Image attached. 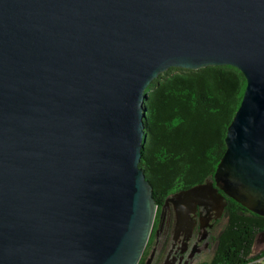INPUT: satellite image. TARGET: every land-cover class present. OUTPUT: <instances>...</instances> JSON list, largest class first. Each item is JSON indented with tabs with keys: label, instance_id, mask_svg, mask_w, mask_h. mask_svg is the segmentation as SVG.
Returning a JSON list of instances; mask_svg holds the SVG:
<instances>
[{
	"label": "water",
	"instance_id": "1",
	"mask_svg": "<svg viewBox=\"0 0 264 264\" xmlns=\"http://www.w3.org/2000/svg\"><path fill=\"white\" fill-rule=\"evenodd\" d=\"M210 65L247 85L213 177L163 204L176 232L229 199L264 216V0H0V264H138L146 89Z\"/></svg>",
	"mask_w": 264,
	"mask_h": 264
},
{
	"label": "trees",
	"instance_id": "2",
	"mask_svg": "<svg viewBox=\"0 0 264 264\" xmlns=\"http://www.w3.org/2000/svg\"><path fill=\"white\" fill-rule=\"evenodd\" d=\"M246 85L244 73L232 65L171 67L150 83L141 166L159 206L173 193L213 177ZM224 218L211 264H249L264 257V250L256 249L264 216L229 199Z\"/></svg>",
	"mask_w": 264,
	"mask_h": 264
},
{
	"label": "flooded vegetation",
	"instance_id": "3",
	"mask_svg": "<svg viewBox=\"0 0 264 264\" xmlns=\"http://www.w3.org/2000/svg\"><path fill=\"white\" fill-rule=\"evenodd\" d=\"M225 212L226 209L221 217L216 218L215 208L202 210L198 207L193 215L196 222L192 230L176 232L174 206L171 205L163 214V205H160L151 236L138 264H211L214 256L208 260L209 253Z\"/></svg>",
	"mask_w": 264,
	"mask_h": 264
},
{
	"label": "rangeland",
	"instance_id": "4",
	"mask_svg": "<svg viewBox=\"0 0 264 264\" xmlns=\"http://www.w3.org/2000/svg\"><path fill=\"white\" fill-rule=\"evenodd\" d=\"M225 224H226V219L223 217V219L221 220V224H218L217 230L215 232V240H214V244L212 245V250L209 253L208 260H211L215 254L217 238H218V235L220 234V231L225 226ZM256 249H257V252H261L262 250H264V235L258 236L257 241H256ZM255 263L264 264V257L258 258L254 262L249 263V264H255Z\"/></svg>",
	"mask_w": 264,
	"mask_h": 264
}]
</instances>
